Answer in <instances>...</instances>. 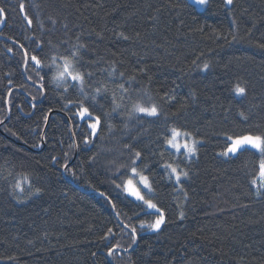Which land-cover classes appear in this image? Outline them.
Returning <instances> with one entry per match:
<instances>
[{
  "label": "trees",
  "instance_id": "16d2710c",
  "mask_svg": "<svg viewBox=\"0 0 264 264\" xmlns=\"http://www.w3.org/2000/svg\"><path fill=\"white\" fill-rule=\"evenodd\" d=\"M21 2L33 18L31 28L19 11ZM0 7L10 9L0 23V109L8 79L13 81L14 93L10 118L0 110L4 119L0 126V264H109L104 247L108 242L99 237L108 227L116 232L112 243L127 246L128 237L122 236L116 227L120 221L94 189H111L109 177L115 168L109 161L124 162L121 154L127 156L124 145L132 142L131 137L138 138L137 150L151 151L156 149L152 141L162 131V119L146 121L142 128L135 119L114 113L113 130L105 129L102 139L81 145L73 159L75 148L69 145L82 139L84 123L73 118L72 105L64 107L66 100L59 95L63 87L50 83L47 96L38 99L35 109L28 103V93L38 95L37 85L26 79L28 74L35 75L24 72V50L19 45L31 54L35 51L32 40L38 38L58 45L60 54H70L75 50L72 45L86 44L87 50L80 52L85 61L95 62L87 68L95 73L90 78L93 88L105 84L111 91L125 83L132 89H146L124 95L122 103L128 108L136 101L148 103L149 95L166 112H176L187 102L176 125L199 130L209 138L184 181L188 197L172 184L161 183L158 199L166 212V225L159 233L138 228L136 245L121 252L114 264H264V196L257 197L250 184L253 178L258 180L256 157L251 152L231 158L217 155L226 146L223 132L231 135L256 124L264 130V49L257 47L264 43V0H234L232 5L210 0L202 10L189 0H0ZM48 17L56 19V25ZM233 34L237 42L226 44L224 37L231 40ZM45 52L56 54L47 46ZM204 62L211 65L207 71L197 67ZM113 68L116 75L109 77ZM44 71L50 78L56 69ZM119 72L125 76L120 78ZM128 77L135 80L129 82ZM236 83L247 84L245 97L231 91ZM193 89L195 99L190 97ZM166 92L176 96L171 105L160 99ZM64 95L77 98L72 90ZM15 105H22L23 111ZM241 109L251 114L248 122L238 116ZM105 110H111L110 103ZM51 111L45 128L44 117ZM64 152L79 180L60 167ZM93 154L98 159L89 166L87 157ZM53 155L57 162L51 161ZM16 182L25 189L23 203L9 194L10 184ZM29 183L43 187L44 192L28 199ZM117 210L131 215L118 202ZM9 256L14 259L8 260Z\"/></svg>",
  "mask_w": 264,
  "mask_h": 264
},
{
  "label": "snow or ice",
  "instance_id": "6c2138e0",
  "mask_svg": "<svg viewBox=\"0 0 264 264\" xmlns=\"http://www.w3.org/2000/svg\"><path fill=\"white\" fill-rule=\"evenodd\" d=\"M197 6H204L210 3V0H193ZM228 5H232L234 0H224ZM19 11L23 14L24 20L29 28L33 26V18L30 17L25 9L23 2L18 5ZM173 7H180V5H173ZM10 9L0 7V23L6 21ZM52 25H56L57 20L52 17H48ZM39 26L44 29V21H39ZM68 25L65 24L64 28L67 29ZM203 31V29H199ZM100 36L101 33H96ZM124 40H128L129 37L119 34ZM139 35V34H137ZM11 39V38H9ZM79 37L77 40L79 41ZM239 38L236 35L231 36V40L227 36L224 37L226 44L237 42ZM19 43V41H16ZM35 44V51L29 53L28 49L20 44L19 47L23 49V68L25 73L28 74L26 79L31 81L33 85H37L38 95H32L28 93L30 99L28 103L32 109L37 107V101L40 97H46L48 91V85L55 83L57 88L63 87L60 99L66 100L64 107L72 105L75 108L73 118H78L84 123V129H82L79 135L82 136L81 140H73V143L69 145V148H81V145H91L97 139H102L101 133L107 129L111 132L115 125L113 124L114 116L116 113L118 116H124L127 119H135L136 123L140 124L143 128V124L147 121L149 123H157L162 119V131L152 141L156 145L155 150L148 151L147 149L137 150L135 144L138 143L137 137H131V143L125 144L124 148L127 152V156L121 154V158L124 162L117 163V161H109V165L115 168V171L109 177V183L112 186L107 192L100 191L98 188L94 189L98 194L105 198L110 207L114 210L116 218L120 221L116 227L119 228L122 236L128 237L127 246L119 241L112 243L115 239L116 232L113 227H108L106 232L99 237L101 241H107L104 245L106 248V255L111 258L109 264H114L115 260L120 258L121 252H128L129 249L135 245L139 239L140 230H148L153 233H159L167 223L166 212L158 199V190L161 183L167 182L172 184L175 190H179L183 193L185 198L188 197L187 190L184 188V181L190 178L191 163L194 158L198 157L200 149L204 147L208 142V137L197 131L190 130L186 125H176L175 120L181 115V113L187 108V102L182 103L176 112H166L163 106L153 100L152 96H148V103H142L140 101L133 102L131 108L123 104L124 95H131L133 91L146 92V89H132L126 86L125 83L116 84L114 90H109L105 84H100L93 88V81L90 79L94 77L95 73L88 71L87 68L95 63L93 61H85L80 49L87 50V45L79 43L72 45L71 48L75 49L70 51V54H60L58 51V45L53 44L51 40H44L42 38L32 40ZM66 43V42H65ZM49 47L51 52L56 50V54L49 55L45 52V47ZM257 47L264 49V43H259ZM68 50L66 49V52ZM7 52H13L12 48H7ZM41 53L43 55H41ZM203 55V54H202ZM196 64V61H193ZM54 67L56 71L51 77H48V73L45 69ZM201 71H207L211 65L209 62H204L201 65H197ZM143 71V70H141ZM5 75H10L6 73ZM116 75V70L113 68L108 72L109 77ZM119 77L125 76L124 72H119ZM135 80V77H128V81ZM69 81L74 83H69ZM7 95L2 99L4 105L3 109L6 118H10V114L13 108V85L12 79H8ZM19 87H23L20 85ZM92 89L88 91L86 89ZM70 90L77 93V98L68 99L64 94ZM117 91L121 93L117 97ZM237 97H245L248 92L247 84L243 86L240 83H236L231 89ZM174 92V89L172 90ZM196 90L193 89L190 93V97L195 99ZM99 97V99H98ZM165 103L171 105L176 101L174 94L165 93L164 97L160 98ZM101 100L104 102L102 103ZM111 104V110H105V104ZM23 111L22 105H15ZM123 109V110H122ZM50 111V109H49ZM31 113H26L30 115ZM142 114V115H138ZM238 116L243 122H248L251 119V114L246 113L244 109L239 110ZM151 118V119H149ZM47 120V117H44ZM172 121V123H170ZM4 125V119H0V126ZM127 128V123L124 124ZM11 131L10 129H6ZM147 132V129L144 130ZM226 138V146L222 151L217 153L220 157H239L244 153H253L256 157L254 163L255 174L258 175L259 181L253 178L250 184L253 186L254 194L257 197L264 196V130L261 129L260 124L253 125L252 127L243 130L239 133L229 134L228 132L222 133ZM16 135V133H12ZM72 137H76L78 134L73 131ZM39 147L40 145H34ZM145 151H148V155H145ZM64 163L60 165L65 173H68L73 179L79 180L81 177L77 174V170L69 167L68 152L63 153ZM167 156V158H166ZM51 161L57 162L58 157L53 155L50 157ZM98 159L97 155L87 157L89 166ZM154 169L158 171H154ZM111 168L109 169V171ZM84 170L81 169V172ZM126 177V178H125ZM136 178L135 180L133 178ZM159 178V179H158ZM119 181V182H117ZM89 186L92 185L89 183ZM9 194L16 199L19 203H23L21 194L25 192L20 182L10 184ZM44 192L43 187L35 186L33 183H29L27 198L39 197ZM113 192L115 195H113ZM117 202L123 204L129 209L131 215L117 210ZM247 207V205H245ZM123 216V220L120 218ZM185 216L184 211L179 212V218L183 219ZM144 217V218H142ZM151 217V219H147ZM133 220L138 221L134 223ZM124 221H127L126 223ZM31 243V241H29ZM92 256H96V252L92 253ZM3 259V257H0ZM8 260H13L14 257H7Z\"/></svg>",
  "mask_w": 264,
  "mask_h": 264
},
{
  "label": "water",
  "instance_id": "95a60500",
  "mask_svg": "<svg viewBox=\"0 0 264 264\" xmlns=\"http://www.w3.org/2000/svg\"><path fill=\"white\" fill-rule=\"evenodd\" d=\"M24 72H25V71H24ZM42 99H43V97H41L40 100H42ZM40 100H39V101H40ZM39 101H37V103H38ZM53 113H54V111L49 112L48 117H47V122H46L45 128H46V126H47V124H48V121H49L50 116H51ZM45 128H44V130H45ZM43 134H44V132H43ZM43 134H42V137H43ZM76 153H77V148H75V154H74L73 159L75 158ZM72 161H73V160H72ZM63 173H64V172H63ZM112 210H113V209H112ZM113 212H114V210H113ZM114 213H115V212H114ZM135 245H136V244H135ZM135 245H133V247H134ZM133 247H132V248H133ZM132 248H131V249H132ZM131 249H129L128 252H129ZM109 259L111 260V258H109Z\"/></svg>",
  "mask_w": 264,
  "mask_h": 264
},
{
  "label": "rangeland",
  "instance_id": "374dc122",
  "mask_svg": "<svg viewBox=\"0 0 264 264\" xmlns=\"http://www.w3.org/2000/svg\"><path fill=\"white\" fill-rule=\"evenodd\" d=\"M191 3H193L194 4V2H193V0H189ZM195 5V4H194ZM198 9H200V10H202V9H204L205 7H206V5H204V6H197V5H195ZM69 82H71V81H69ZM71 83H74V82H71ZM195 159V158H194ZM134 180L136 179L135 177L133 178ZM257 181H259V177H258V180ZM148 231V230H147Z\"/></svg>",
  "mask_w": 264,
  "mask_h": 264
}]
</instances>
